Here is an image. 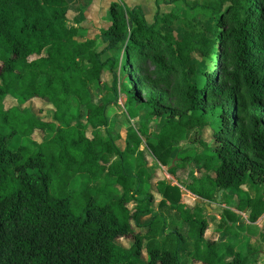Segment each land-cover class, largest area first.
<instances>
[{"label": "trees", "instance_id": "16d2710c", "mask_svg": "<svg viewBox=\"0 0 264 264\" xmlns=\"http://www.w3.org/2000/svg\"><path fill=\"white\" fill-rule=\"evenodd\" d=\"M154 3L148 22L140 5L111 1L97 49L95 38L78 40L83 28L68 24V0H0V264H259L257 241L236 249V226L245 210L251 223L264 214V0H192L188 7L207 10L213 23L185 27L177 39L158 30L156 21L167 19ZM114 50L122 51L119 89L129 105L145 106L133 113L138 127L127 131L122 149L100 131L108 101L90 93L112 64L102 55ZM194 51L212 66L201 71L203 81L187 75ZM9 94L49 103L51 119L5 107ZM150 118H162L154 134ZM36 129L51 136L12 146L14 136ZM189 131L181 155L178 143ZM145 147L172 175L191 161L198 172L178 183L157 179L156 208ZM78 175L87 178L71 188ZM181 182L207 202L220 189L231 192L222 194L227 204L216 228L231 237L223 248L204 236L208 222L182 201ZM165 205L180 219L167 222ZM145 215L144 230L134 228ZM124 236L128 247L116 241Z\"/></svg>", "mask_w": 264, "mask_h": 264}, {"label": "rangeland", "instance_id": "374dc122", "mask_svg": "<svg viewBox=\"0 0 264 264\" xmlns=\"http://www.w3.org/2000/svg\"><path fill=\"white\" fill-rule=\"evenodd\" d=\"M124 2V0H122ZM192 0H189L188 3H185L182 0H159L160 11L158 17L166 18L165 21H156V26L158 30L162 33L169 32L173 35L174 39H177L182 35L185 27H194L195 29L205 26L207 23H213L212 17L208 14L207 10L202 9L201 7H188ZM198 4L205 3L206 0H196ZM125 3V2H124ZM126 4V3H125ZM127 5V4H126ZM85 7V6H82ZM105 5H102L101 9L98 12V15H88V18L93 23L91 26L92 30L90 33H86L85 37H93L96 39V48L99 49L102 47V43L99 39L98 29L101 27H106L109 24V19L106 14V10H104ZM89 14V13H88ZM70 21L74 20V14L69 15ZM153 17L149 16L148 22H151ZM97 23V24H95ZM84 33L82 32L80 37H77L78 40L84 39ZM111 59L112 64L110 67H106L101 73L98 80L94 81L90 86L91 98L94 101H98L104 99L108 101V106L106 108L107 115V125L105 127H101L100 131L103 135L108 134L114 139V142L121 149L124 147L125 135L127 131L137 129L138 127V116H134L133 113H136L140 109H143L144 104L139 101H134L132 105H129L127 97L124 92L119 89L118 80L120 78L119 71L122 64V51L114 50L108 51L102 55V59ZM208 58L203 57L198 52H192L191 61L189 65L194 68V73L189 69L186 65V71L189 79L193 80L195 75H198L200 80H204L205 76L202 75L201 71L208 70L211 68V64L208 62ZM113 72L115 75H113ZM115 78V81H114ZM115 87V89H114ZM71 102L73 105V109L76 108V102L73 98H71ZM167 102V100H166ZM5 107L10 106H20V107H28L37 117L43 120H50L52 115V106L49 103L44 102L41 99H30L24 103H20L16 97L9 94L4 99ZM158 105H161L158 103ZM131 108L130 110L128 108ZM141 114V111H140ZM162 121V118H150L147 122V131L150 134H154V130ZM89 135V132H88ZM194 135V131H189L186 134L185 139L179 141V149L180 154L183 155L189 149L187 148L192 142V138ZM51 136V133L48 131L41 132L36 129L31 137H18L14 136L12 138V146L16 147L22 144H31L33 141H41L42 139H47ZM204 139H209V131L208 129H204L201 135ZM142 145H145V138L142 140ZM146 152V166L152 173V179L150 180L151 191L154 196L153 200V208H156L157 203L160 199L158 192L155 189V182L157 179L164 177L168 180V182L172 181L173 183H178V177L182 178V180H187L195 173V165L194 162H189L187 168H180L177 171V175H172L166 171L165 166H160L154 158L150 155L149 151L145 147ZM171 162H176V156L171 159ZM87 178L85 175H78L72 179L70 187L71 188H79L83 185L84 180ZM182 182L179 183V187L181 190L184 189L182 186ZM97 185L96 183L93 184ZM185 190V189H184ZM230 195V191H221L219 197L212 202H207L206 200H200V202H196L194 196L187 192L183 194L182 201L189 207H197L201 210L202 215L206 218L208 222V227L205 230L204 236L207 238H218V246H225L231 237L226 235L221 231L219 234L216 232V228L218 226L219 215L226 207L227 202L223 199L222 194ZM160 211L166 218L167 222H170L174 219H178V213L169 208L167 205L162 206ZM240 225L236 226V231L238 233V245L236 249H243L246 247V244L249 240L257 241L259 243L260 255L258 258L259 264H264V239L259 236L260 229L264 230V214L261 215L254 223L248 221L249 213L247 210L240 213ZM151 215L139 216L136 220L132 221V226L136 229L144 230V224L149 220ZM180 219V218H179ZM185 231V229H182ZM116 241L121 245L128 247L132 243V239L130 237H120L117 238ZM146 255L144 254V257ZM181 260L184 261L185 256L181 255ZM183 264H192L184 261ZM193 264H202L201 262H194Z\"/></svg>", "mask_w": 264, "mask_h": 264}, {"label": "crops", "instance_id": "0c3cea01", "mask_svg": "<svg viewBox=\"0 0 264 264\" xmlns=\"http://www.w3.org/2000/svg\"><path fill=\"white\" fill-rule=\"evenodd\" d=\"M68 1L70 4V10H69L68 16L70 14H74V17H75L74 20H71V21L69 18L68 24L78 25L82 27L84 37H85L86 33L91 32L92 30L91 26L93 25V23L88 18V15H98V12L101 9L102 5H105L104 10H106V14H107L108 6L110 2L114 0H68ZM124 2L128 6H133L136 4L140 5L147 21H148L149 16L153 17L155 10H156L154 0H124ZM82 6H85V7H82ZM102 28H105V27L99 28L98 34L100 32V29ZM88 38H91V37H88Z\"/></svg>", "mask_w": 264, "mask_h": 264}, {"label": "water", "instance_id": "95a60500", "mask_svg": "<svg viewBox=\"0 0 264 264\" xmlns=\"http://www.w3.org/2000/svg\"><path fill=\"white\" fill-rule=\"evenodd\" d=\"M173 164H174V163L171 162V166H172ZM221 191H222V189L219 190V192H218V197H219V194H220ZM181 193H182V194H185V193H186V190H184V189L181 190ZM195 201H196V202H200V198L196 197V198H195ZM248 213H249V212H248Z\"/></svg>", "mask_w": 264, "mask_h": 264}]
</instances>
